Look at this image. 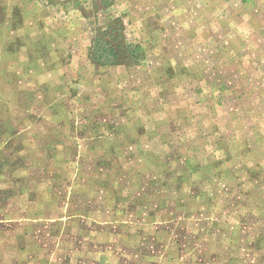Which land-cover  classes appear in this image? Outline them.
Listing matches in <instances>:
<instances>
[{
  "label": "rangeland",
  "instance_id": "1",
  "mask_svg": "<svg viewBox=\"0 0 264 264\" xmlns=\"http://www.w3.org/2000/svg\"><path fill=\"white\" fill-rule=\"evenodd\" d=\"M0 134V264H264V0H0Z\"/></svg>",
  "mask_w": 264,
  "mask_h": 264
},
{
  "label": "crops",
  "instance_id": "2",
  "mask_svg": "<svg viewBox=\"0 0 264 264\" xmlns=\"http://www.w3.org/2000/svg\"><path fill=\"white\" fill-rule=\"evenodd\" d=\"M11 58V57H10ZM19 73L18 71L16 72V74ZM15 75V74H14ZM18 75V74H17ZM7 76H9V74L7 73ZM32 111L34 113V119L35 121L32 120H28L27 123H23V126L21 128L16 129L15 131H12L11 136L12 139L14 140V138H17L21 135L25 136L26 139L23 140L22 145H28V141L35 143L36 146L38 147L40 144V140L43 139V137L46 134V121H48L46 115H41V111L40 109H34L32 108ZM23 122V114L20 116V120L18 123V126L21 125ZM58 127V124H53L50 126L51 131L55 130V128ZM32 129V130H31ZM1 135V134H0ZM44 135V136H42ZM49 135V134H48ZM101 140V138H96V140L93 142L94 146H95V151L98 154L101 150V147H99V141ZM84 147V146H83ZM86 149V148H85ZM85 149L82 148V145L80 147H78V156H83V153L85 151ZM28 148L25 150L24 147L22 149V152L19 155L20 157H24L26 151L28 152ZM35 148H34V153H35ZM25 163H29V164H33V158H23ZM81 163V161L79 162ZM80 165V164H79ZM10 171V176H7V178L3 177L2 181L7 182L8 180H13V179H20L21 177H24L26 175L31 176L32 178H35L36 176H40L41 175V171H38V175L36 174L35 170H21V169H7L6 173L8 174V172ZM65 172H67V169L64 170ZM14 175H16V178H12L15 177ZM70 174H67V185H69L68 187L71 188V191L75 188V186L77 185V187H80V185H83V181L81 179L78 180V182L73 181L74 178L69 177ZM112 180V179H111Z\"/></svg>",
  "mask_w": 264,
  "mask_h": 264
},
{
  "label": "trees",
  "instance_id": "3",
  "mask_svg": "<svg viewBox=\"0 0 264 264\" xmlns=\"http://www.w3.org/2000/svg\"><path fill=\"white\" fill-rule=\"evenodd\" d=\"M103 50H104L105 55H107V57L111 59L110 61H113L111 62L112 64H116L117 62H120V61L123 63H127V62L135 63V61L138 62V60L140 59L137 57L136 53L134 51H131L129 48H128V53H122L117 48L109 49L108 44H105Z\"/></svg>",
  "mask_w": 264,
  "mask_h": 264
}]
</instances>
